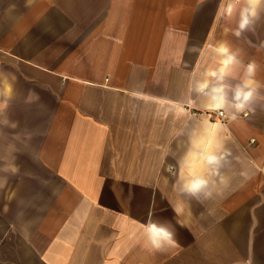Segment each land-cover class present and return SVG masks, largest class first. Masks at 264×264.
<instances>
[{
    "label": "crops",
    "instance_id": "crops-1",
    "mask_svg": "<svg viewBox=\"0 0 264 264\" xmlns=\"http://www.w3.org/2000/svg\"><path fill=\"white\" fill-rule=\"evenodd\" d=\"M220 4L0 0V166H14L0 264H264V4L240 37ZM220 43L257 65L235 120L190 87ZM201 138L223 160L197 200L178 177ZM149 220L178 245L150 250Z\"/></svg>",
    "mask_w": 264,
    "mask_h": 264
},
{
    "label": "clouds",
    "instance_id": "clouds-1",
    "mask_svg": "<svg viewBox=\"0 0 264 264\" xmlns=\"http://www.w3.org/2000/svg\"><path fill=\"white\" fill-rule=\"evenodd\" d=\"M240 0H221L217 14L225 19L231 20L233 15H238L236 27L233 34L240 37L244 32L249 31L254 20L259 15L260 6L264 0H243V6L238 9L235 7ZM209 48L219 65L216 68H209L203 73V78L190 85L192 91L202 95L206 99V108L209 111H223L229 120L237 119L238 114L244 113L251 104L258 84L254 80L257 65L254 61L243 64L238 57V50L232 51L225 44L209 45ZM242 65V73L239 75L238 82L234 85L227 81L230 77L234 78V69ZM215 127V126H214ZM194 147L199 149L195 154L189 153L181 163V168L187 167L188 172H181L178 177L180 190L186 195L199 200L201 195H211L208 191L211 180L221 166L223 157L218 150L213 148L212 141L207 142L201 139L193 141ZM192 159H198L206 168V174H198L193 171ZM176 215L180 214L178 207H173ZM145 236L146 246L153 251H163L168 247L178 245L176 233L166 224L149 220L142 226Z\"/></svg>",
    "mask_w": 264,
    "mask_h": 264
},
{
    "label": "rangeland",
    "instance_id": "rangeland-1",
    "mask_svg": "<svg viewBox=\"0 0 264 264\" xmlns=\"http://www.w3.org/2000/svg\"><path fill=\"white\" fill-rule=\"evenodd\" d=\"M11 164H3L0 166V174L2 176L8 177V180H1L0 177V212L3 211L4 216L11 215V207H12V197H11V189L13 185L12 176L13 171Z\"/></svg>",
    "mask_w": 264,
    "mask_h": 264
},
{
    "label": "built area",
    "instance_id": "built-area-1",
    "mask_svg": "<svg viewBox=\"0 0 264 264\" xmlns=\"http://www.w3.org/2000/svg\"><path fill=\"white\" fill-rule=\"evenodd\" d=\"M215 112L217 117L223 118L225 116V113L223 111H215Z\"/></svg>",
    "mask_w": 264,
    "mask_h": 264
}]
</instances>
